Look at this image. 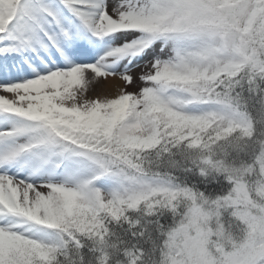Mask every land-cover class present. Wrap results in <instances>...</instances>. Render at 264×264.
<instances>
[{
  "label": "snow or ice",
  "instance_id": "1",
  "mask_svg": "<svg viewBox=\"0 0 264 264\" xmlns=\"http://www.w3.org/2000/svg\"><path fill=\"white\" fill-rule=\"evenodd\" d=\"M0 264H264V0H0Z\"/></svg>",
  "mask_w": 264,
  "mask_h": 264
},
{
  "label": "bare ground",
  "instance_id": "2",
  "mask_svg": "<svg viewBox=\"0 0 264 264\" xmlns=\"http://www.w3.org/2000/svg\"><path fill=\"white\" fill-rule=\"evenodd\" d=\"M119 84L118 81L108 80V81H99L98 83L92 85L89 94L91 91L95 90L96 95L106 94V95H115L116 86ZM122 86V85H121ZM91 97L93 95H90Z\"/></svg>",
  "mask_w": 264,
  "mask_h": 264
},
{
  "label": "rangeland",
  "instance_id": "3",
  "mask_svg": "<svg viewBox=\"0 0 264 264\" xmlns=\"http://www.w3.org/2000/svg\"><path fill=\"white\" fill-rule=\"evenodd\" d=\"M140 71H141V68H136V69H134V71H133V75H134V76L138 75ZM128 90H129V91H133V90H135V89H134V88H129ZM95 92H96L95 90L91 91L90 94H89V96H90V95L95 96V94H96ZM90 97H91V96H90Z\"/></svg>",
  "mask_w": 264,
  "mask_h": 264
}]
</instances>
